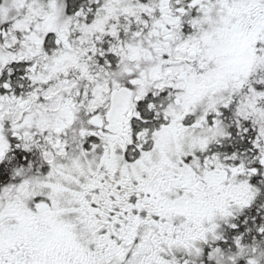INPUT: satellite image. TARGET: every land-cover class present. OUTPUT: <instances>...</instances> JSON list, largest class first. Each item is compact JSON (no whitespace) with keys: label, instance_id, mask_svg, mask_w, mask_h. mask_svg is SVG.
I'll list each match as a JSON object with an SVG mask.
<instances>
[{"label":"snow or ice","instance_id":"snow-or-ice-1","mask_svg":"<svg viewBox=\"0 0 264 264\" xmlns=\"http://www.w3.org/2000/svg\"><path fill=\"white\" fill-rule=\"evenodd\" d=\"M0 264H264V0H0Z\"/></svg>","mask_w":264,"mask_h":264}]
</instances>
